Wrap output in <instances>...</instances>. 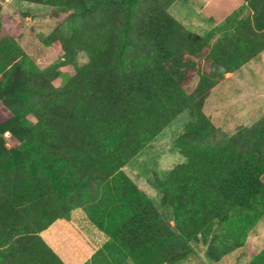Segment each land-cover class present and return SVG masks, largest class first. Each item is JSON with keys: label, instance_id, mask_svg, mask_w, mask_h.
Returning a JSON list of instances; mask_svg holds the SVG:
<instances>
[{"label": "trees", "instance_id": "16d2710c", "mask_svg": "<svg viewBox=\"0 0 264 264\" xmlns=\"http://www.w3.org/2000/svg\"><path fill=\"white\" fill-rule=\"evenodd\" d=\"M16 1L79 21L38 36L60 58L39 70L0 20V264H63L38 233L76 207L108 237L92 264H176L198 240L216 262L241 246L264 214V113L225 135L202 105L264 50V0L202 35L169 14L174 0ZM79 51L86 62L53 86ZM194 58L209 67L187 93ZM184 109V161L152 177L169 225L122 167ZM243 264H264V246Z\"/></svg>", "mask_w": 264, "mask_h": 264}, {"label": "rangeland", "instance_id": "374dc122", "mask_svg": "<svg viewBox=\"0 0 264 264\" xmlns=\"http://www.w3.org/2000/svg\"><path fill=\"white\" fill-rule=\"evenodd\" d=\"M238 9V17H243L248 13L247 8L242 6L241 0H174L168 7V12L182 25L187 24L186 21L190 18L201 21L203 25H200L196 32L198 35H202L209 29L220 28L224 18ZM0 20L10 30L9 32L15 36L16 45L25 52L34 66L39 70H43L59 61L60 58L54 48L40 43L38 36L49 33L52 30H57L63 35H67L77 25L79 15L78 13H73L68 17H64L62 14L57 13L55 8L43 4L0 0ZM223 32L216 30L214 36L208 41L209 45L214 38H219ZM86 60L84 52H77L68 69L66 68L65 71H62L52 81V85L61 86L64 84L68 78L69 71L78 68ZM193 60L196 68L193 66V68L189 69L187 79L182 83V88L187 93L193 91L199 73L202 70L207 71L209 67L208 61L203 58H194ZM236 102L241 107H238L235 104ZM258 104L262 106L256 110ZM235 106L236 109L233 111L232 109ZM202 110L209 117L212 124L218 127L225 135L232 134L239 125H250L263 114L264 51L215 83L204 98ZM187 119L188 112L184 109L153 140L157 139L159 143L156 146H159L161 151L165 147L171 149L170 147L172 146L173 150H171L176 155V159L173 158L172 162L180 157L176 148L173 147L172 141L180 133L179 131L182 130ZM154 149L155 147H152L149 154V148H144L140 152L143 156L139 162L135 163L138 160L135 156L129 164L134 162L132 168H138L140 172L145 174L148 165L152 166L160 160L157 159L160 155H156L153 158ZM126 172H130L128 168ZM156 174L162 177L164 171L159 169ZM261 181L264 184V173L261 175ZM152 203L162 208V217L170 225L171 215L169 209L160 205L159 198L153 199ZM248 231L250 233L247 243H253V247H245L244 245L242 248L235 247L236 249H231V253L230 251L227 252L226 257L221 258L222 260H219L217 264H243L249 254L258 252L264 246V214L256 220ZM205 245L199 240L192 243L189 254L176 264H214V261L207 259L205 254L207 247ZM202 246H205V248L203 249ZM224 258L226 263H223L225 261Z\"/></svg>", "mask_w": 264, "mask_h": 264}, {"label": "crops", "instance_id": "0c3cea01", "mask_svg": "<svg viewBox=\"0 0 264 264\" xmlns=\"http://www.w3.org/2000/svg\"><path fill=\"white\" fill-rule=\"evenodd\" d=\"M234 1H236V0H234ZM241 4H242V0H241ZM186 23L187 24H184V26H186L188 29L195 32L196 34H197L196 30L199 29L200 25L201 26L203 25L201 21H199L198 19H194V18L188 19L186 21ZM258 55H256V56H258ZM235 104L238 106L237 102ZM261 106H262L261 104H258L256 107V110L259 109ZM238 107H241V106L239 105ZM235 109H236V106L232 110L234 111ZM158 134L156 136H158ZM156 136H154L148 143H146L142 147V149L138 152V154L136 155V157L138 158V160L135 161L136 164L142 158L143 155H141L140 152L143 151L144 148H149V154H150L151 153L150 150H152V147H155V149L153 151V158H155L156 155H160V157L157 158V159H160L159 161H157L152 166L148 165L147 169L145 170V174L140 172L138 168H132L133 167L132 164L134 162L129 164V162L134 157L126 165H124L122 167V170L134 182L136 187L140 191H142L151 201L153 199L159 198L158 191L152 183L153 175H157L156 171L161 169L164 171V174H165L175 164H178V163H181L184 161L183 156L178 154L180 157H178L177 160L172 162L173 158L176 157L175 153L172 151L173 150L172 146L170 147L172 150L165 147V149L163 151H161L159 146H156V144L159 143L157 141V139L155 141H153ZM149 144H151V145H149ZM167 149H169V150H167ZM127 168L130 171L128 173L126 172ZM158 177H160V176H158ZM154 206L156 207L158 212L161 214L162 208H159L156 205H154ZM170 225H171V222H170ZM249 233L250 232L247 231L244 243L241 246L236 247V248H242L243 245L245 247H248V246H250V248L253 247V245H254L253 243H251V244L247 243L249 240V237H248ZM38 235L44 241V243L55 253V255L62 261L63 264H92L91 263V256L96 251H98L99 249L102 248V245L106 242V240L108 238L105 233H103L98 228H96L87 219L85 213L79 207L72 208L66 217L54 219L47 227L42 229L38 233ZM205 246H202V248L204 249ZM230 253H231V250H230ZM251 254H253V253H251ZM251 254H249V256ZM249 256H248V258H249ZM221 260L222 259H220V261ZM224 260L225 261H223V263H226L225 258H224ZM218 261H216V262L214 261V264H217ZM120 264H132V263L130 262V260L128 258H126V260H124Z\"/></svg>", "mask_w": 264, "mask_h": 264}]
</instances>
